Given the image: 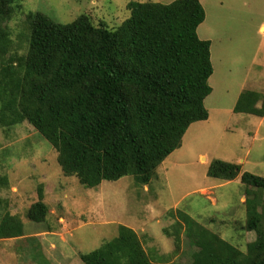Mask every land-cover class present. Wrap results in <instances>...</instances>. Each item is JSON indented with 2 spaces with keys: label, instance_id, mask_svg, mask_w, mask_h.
Returning <instances> with one entry per match:
<instances>
[{
  "label": "trees",
  "instance_id": "obj_1",
  "mask_svg": "<svg viewBox=\"0 0 264 264\" xmlns=\"http://www.w3.org/2000/svg\"><path fill=\"white\" fill-rule=\"evenodd\" d=\"M21 1L0 0V128L28 123L56 152L63 175L75 177L85 189L125 177L148 184L181 147L190 125L209 118L204 100L212 91L213 68L211 43L197 35L205 20L200 1H131L129 17L115 29L93 25L86 15L60 24L29 13L27 51L15 61L7 58L6 24ZM233 113L263 118L264 100L258 92L242 91ZM206 176L224 182L239 177L245 228L255 233L254 241L243 252L179 209L167 212L178 227L169 237L178 248V234H184L194 249L192 264H264V178L221 160L209 164ZM38 196L26 212L35 224L48 213ZM23 236L21 220L6 212L0 240ZM39 257L37 264H49ZM80 261L154 264L125 226L99 248L81 254Z\"/></svg>",
  "mask_w": 264,
  "mask_h": 264
},
{
  "label": "rangeland",
  "instance_id": "obj_2",
  "mask_svg": "<svg viewBox=\"0 0 264 264\" xmlns=\"http://www.w3.org/2000/svg\"><path fill=\"white\" fill-rule=\"evenodd\" d=\"M131 1L174 0H23L6 24L11 39L6 57L16 61L26 53L29 13L60 24L86 15L93 25L115 29L129 17ZM199 1L205 20L197 35L211 43L212 91L204 100L209 118L190 125L181 147L148 184L125 177L85 189L63 175L56 152L28 123L0 128V219L6 212L17 216L24 233L0 240V264H37L39 256L49 264H82L80 255L116 237L119 226L135 232L154 264H192L194 249L184 234H178V248L169 237L178 227L167 212L176 209L243 252L254 241L255 233L245 228L239 177L224 182L206 173L213 160H221L264 178V117L233 113L242 91L258 92L264 100V0ZM39 194L48 213L35 224L26 212Z\"/></svg>",
  "mask_w": 264,
  "mask_h": 264
},
{
  "label": "crops",
  "instance_id": "obj_3",
  "mask_svg": "<svg viewBox=\"0 0 264 264\" xmlns=\"http://www.w3.org/2000/svg\"><path fill=\"white\" fill-rule=\"evenodd\" d=\"M261 27H264V25L263 26H261ZM262 30H264V28H261Z\"/></svg>",
  "mask_w": 264,
  "mask_h": 264
}]
</instances>
